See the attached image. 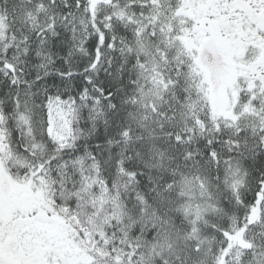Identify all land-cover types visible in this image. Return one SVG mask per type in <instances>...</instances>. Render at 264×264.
Here are the masks:
<instances>
[{
    "label": "snow or ice",
    "instance_id": "1",
    "mask_svg": "<svg viewBox=\"0 0 264 264\" xmlns=\"http://www.w3.org/2000/svg\"><path fill=\"white\" fill-rule=\"evenodd\" d=\"M0 264H264V0H0Z\"/></svg>",
    "mask_w": 264,
    "mask_h": 264
}]
</instances>
